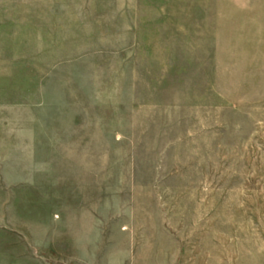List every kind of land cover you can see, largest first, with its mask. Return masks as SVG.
I'll list each match as a JSON object with an SVG mask.
<instances>
[{
    "label": "rangeland",
    "instance_id": "374dc122",
    "mask_svg": "<svg viewBox=\"0 0 264 264\" xmlns=\"http://www.w3.org/2000/svg\"><path fill=\"white\" fill-rule=\"evenodd\" d=\"M0 263L264 264V0H0Z\"/></svg>",
    "mask_w": 264,
    "mask_h": 264
},
{
    "label": "crops",
    "instance_id": "0c3cea01",
    "mask_svg": "<svg viewBox=\"0 0 264 264\" xmlns=\"http://www.w3.org/2000/svg\"><path fill=\"white\" fill-rule=\"evenodd\" d=\"M0 264H2V263H0Z\"/></svg>",
    "mask_w": 264,
    "mask_h": 264
}]
</instances>
